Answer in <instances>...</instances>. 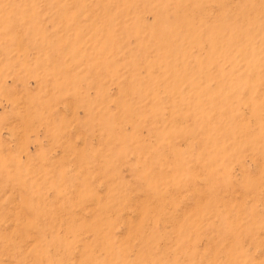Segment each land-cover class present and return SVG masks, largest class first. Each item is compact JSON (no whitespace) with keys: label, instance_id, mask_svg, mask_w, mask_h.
<instances>
[{"label":"rangeland","instance_id":"rangeland-1","mask_svg":"<svg viewBox=\"0 0 264 264\" xmlns=\"http://www.w3.org/2000/svg\"><path fill=\"white\" fill-rule=\"evenodd\" d=\"M0 264H264V0H0Z\"/></svg>","mask_w":264,"mask_h":264}]
</instances>
